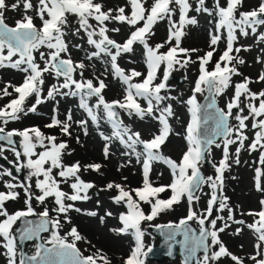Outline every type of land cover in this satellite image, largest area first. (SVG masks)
Here are the masks:
<instances>
[{
  "label": "snow or ice",
  "instance_id": "snow-or-ice-1",
  "mask_svg": "<svg viewBox=\"0 0 264 264\" xmlns=\"http://www.w3.org/2000/svg\"><path fill=\"white\" fill-rule=\"evenodd\" d=\"M244 7L245 0H213L212 7L206 6V0H196L195 6L190 0H152L151 3L148 0H125L123 5L109 4L108 0H37L35 4L33 0H14L9 5L7 0H0V69H14L24 74L22 83L14 85L7 82L0 88V99L9 98L0 106V140L12 145L14 136L22 138L23 156L27 162L20 164L17 170L27 167L30 171L29 180L36 178L34 186L31 183L6 182L4 187L8 191H0V217H3L0 219V238L4 241L0 246L7 250L9 264H16L17 238L13 226L22 219L24 227L19 230L20 240L39 238L40 233L48 232L50 226L53 231L47 241L51 247L40 245L35 255L22 257L19 264H111V260L100 250L91 255L81 252L78 242L91 244V241L73 224L71 215L98 216L97 211L85 212L77 203L91 199L89 191L96 188L94 183L82 179V172L92 171L103 176L101 169L104 165L90 163L82 167L79 161L66 164L63 159L74 151L68 142L75 135L74 127L87 136L90 122L104 142L102 154L105 160L112 158V145L118 142L124 148L121 155L128 159L117 170L132 165L133 157L142 169L140 187L129 188L109 181L98 190L114 191L111 197L113 203L124 204L128 209L127 213L119 215L122 227L110 229L116 235H127L132 230L135 237V247L124 259V264H145V258L152 249L145 250V232L141 224L154 220L161 212L172 209L184 199L189 206L188 215L178 225H168L165 238L170 246L181 244L185 252V264H189L200 251L203 256L197 259V264H223L225 258L231 264H245L243 258L229 251L221 238V233L233 224L241 226L234 230L235 235H239L244 227L253 231L257 240L254 245L257 255L250 259L254 264H264V258H261L264 257V200L260 201V211L244 213L232 207L228 203L229 198L223 195L225 173L230 171L232 164L240 163V151L248 140L246 130L249 126L246 122L249 119L253 120L251 127L257 129L249 150H264V90L255 92L250 87L253 83H264V71L258 74L255 81L244 76L240 66L246 61L239 54L242 51L249 52L251 48L235 46L239 39L237 32L241 37L251 34L256 37L257 43L264 44V32L258 33V27L264 26V0L251 10L245 11ZM9 8L21 11V18L14 25L6 22ZM192 11L216 18V31L210 33L211 50L197 56L196 60L192 59V54L199 49L181 47L186 35L185 29L198 23L194 16L189 15ZM160 22L167 23V37L163 42L152 45L150 40L155 35L154 28ZM223 31L227 33L226 49L210 70L208 66L213 63ZM117 34L123 38L116 39ZM77 38L83 43H73ZM85 44L90 47L86 48ZM137 46H142L144 50L146 74L135 68L125 70L119 63L125 57L129 63H134L131 57L135 55ZM71 49L83 51V58L74 61ZM197 61L199 76L193 95L187 100L191 114L185 137L188 148L180 160L176 161L165 156L162 151L172 134L169 118L174 115L172 104L165 102L175 97L162 92H166L169 75L177 66L186 68ZM96 62H99L103 70L93 78H86L85 71L89 67L97 70ZM256 62L264 64V57L258 56ZM161 65L165 66L163 79L155 83ZM109 74L125 86L123 99L106 100L104 92L108 84L105 79ZM48 77H53L56 83L46 89ZM141 77L143 79L139 82H133ZM233 77H242V80L235 83L234 95L226 107L220 108L217 97L233 85ZM205 91L211 99L201 105L196 94ZM58 97H78L77 107L84 112V118L74 119L72 110L68 109L61 119ZM93 97L95 103L89 104ZM242 97L246 101L243 107ZM29 98L33 101L30 105L26 103ZM49 101L54 102L53 114L44 127L56 129L67 140L61 139L58 142L56 135L45 134L39 127L5 132L10 122L18 121L30 113L38 114L39 106ZM140 101L144 102L143 106ZM245 110L247 115L244 114ZM121 111L129 118L136 117L142 121L147 118L158 122L157 132L150 139H143L139 131L124 123ZM102 119L111 125V134L101 130ZM233 119L236 121L234 126L230 123ZM209 121L214 125L210 130ZM220 138H223V158L215 165V177H205L201 173V165L213 146L221 147V143L217 142ZM75 140L80 143V136L75 135ZM233 144L238 145L234 153L229 151ZM38 147L43 151L37 152ZM4 150L0 147V154ZM15 156L19 160L21 153L16 151ZM154 163L167 165L173 177L170 184L154 186L150 178ZM260 163L264 165V154L260 157ZM54 169L59 170L56 175H53ZM3 175L11 177L13 174L6 171L0 173V176ZM262 176L264 172L257 170L258 191H264L259 179ZM123 179L127 180V177ZM62 184H67L69 191H65ZM204 184L211 187L212 194L208 207L200 212L195 204L199 201L198 190ZM33 187L36 191H33ZM16 188L23 189L26 210L10 214L5 203L19 198L20 192L15 191ZM167 191L172 193L170 198L161 199L160 194ZM50 198L54 204L51 210L54 216L50 217L49 209L45 206L39 214L41 219L38 223L33 224L25 219L36 215L33 200L45 205ZM141 204L151 206L149 214H145ZM214 210L218 213L227 212V216L214 215ZM238 214L255 219L253 223L246 224L244 219L237 218ZM112 215V212L106 211L103 216H99L100 223L103 224L106 217ZM193 220L200 226L198 234L187 226ZM65 224L70 227L62 236L60 230ZM177 236H182L183 240L178 241Z\"/></svg>",
  "mask_w": 264,
  "mask_h": 264
},
{
  "label": "rangeland",
  "instance_id": "rangeland-1",
  "mask_svg": "<svg viewBox=\"0 0 264 264\" xmlns=\"http://www.w3.org/2000/svg\"><path fill=\"white\" fill-rule=\"evenodd\" d=\"M8 4L11 5L14 0H7ZM37 0H33L35 4ZM149 3L152 0H148ZM190 2L195 6L196 0H190ZM223 2V0H222ZM261 0H245V7L243 10H251L255 8ZM109 4H121L125 3V0H108ZM206 6L212 7L213 0H206ZM31 14V13H29ZM190 16H194L198 23L196 25H190L185 29L186 35L184 36L181 47L187 49H199L200 51L192 54V59L196 60L197 56H202L207 51L211 50L209 47L210 41V33H215V25L216 18L213 16H208L206 13H197L192 11L189 13ZM21 18V11L16 10L12 11L11 8L6 12V22L9 25H14V22ZM39 24V21H36ZM94 23V22H93ZM155 35L150 40V44L155 45L157 43L163 42L167 37V23L160 22L155 28ZM251 33V30L249 29ZM264 32V26L258 27V33ZM226 31H223L221 34V40L219 44L216 46V53L213 57V63L209 64V69L214 65V62L219 58V56L226 49ZM237 36L239 37L238 42L235 46H245L251 48V51L244 52L242 51L239 55L243 57L246 63L240 66V70L243 72L244 76L251 77L254 81L257 79L258 74L261 71H264V64L257 63V57H264V44L257 43L256 37L253 35H249L248 37H241L237 32ZM115 38L120 40L123 37L121 35H115ZM83 43L78 38L73 40V43ZM86 48L90 46L85 44ZM43 50V49H42ZM165 49H162V51ZM72 51V59L74 61H79L83 58L84 52L77 49H71ZM38 59V53H37ZM134 63H129L128 58H122L119 63L122 68L125 70L135 68L137 71L142 73H147V67L145 62V54L142 46H137V50L135 55L131 57ZM85 63H89L85 61ZM96 69L93 70L89 67L85 71L86 78H93L100 74V71L103 69L99 62H96ZM165 72V66L161 65V67L157 71V78L155 83H160L163 79V75ZM23 75L20 72H17L14 69H0V88L5 86V83L11 82L14 85H18L23 81ZM172 76L180 78L179 82H175L174 80L167 81L168 88L166 92H162V94H166L170 97H175L174 100L166 101L165 103H171L173 107L174 115L169 118V123L172 127V134L169 136L167 143L164 145L162 151L165 156L171 157L172 159L179 161L182 157V154L187 151L188 144L186 141V128L191 120V114L189 112V106L187 105V100L193 95V89L196 80L199 76V62L191 63L186 68H177L171 72ZM79 78V77H77ZM103 78V77H101ZM143 77L138 78V80L133 81L139 82ZM242 77H233V85L230 86L223 95L217 97V104L220 108H225L227 102L234 95V85L235 83L241 82ZM56 83L53 77H48L45 82V88L51 86V84ZM105 83L108 84V87L105 89L104 95L106 100H121L124 96V88L125 86L117 79H115L111 74L107 76L105 79ZM251 89L255 92L260 90H264V83H253L250 85ZM11 92L12 89L9 88ZM205 92L201 94H196L197 101L199 102L204 96ZM9 98L5 97L4 99H0V106H3ZM59 110H60V118H64V113L66 110L71 109L73 113V118L76 120L84 118L85 114L82 110H80L77 105L79 103L78 97H65L59 98ZM241 106L243 107L246 101L244 98H241ZM32 98H29L27 104H31ZM95 103V97L89 100V104ZM142 106L144 105L143 101H140ZM258 105V101L256 102ZM54 106V102L49 101L45 104L39 106L37 113L38 114H29L27 116L22 117V119L14 122H10L5 127V132L18 130L22 131L25 128L29 127H39L41 131L47 134L44 130V125L47 124L52 116V109ZM235 114V109L233 110ZM245 115H247V110H245ZM121 118L124 123L128 126L132 127L135 131H139L143 139H150L151 136L157 132L159 125L158 122L150 119L139 120L136 117L129 118L125 113L121 111ZM264 118V117H262ZM230 123L234 126L236 121L233 119ZM248 129L246 130V135L248 136V140L244 142V149L240 151L239 160L240 163L232 164L230 171L225 173L224 180V188L223 195L229 198L228 203L237 208L239 211L247 213L249 211L258 212L261 210L260 201L264 200V191L257 190V170L264 172V165L260 163V157L264 154V150L251 151L249 150V145L255 139V132L257 129H253L251 127L253 120L249 119L247 122ZM101 130L105 132V134H111L112 128L111 125L108 124L105 120H101ZM75 135L80 136V143H76L75 135L72 139L68 140L70 144V148L74 149L70 156H64V163L70 164L75 161H79L81 165H86L90 163H102L104 167L101 171L104 173L103 176L92 172L85 171L82 173V179L87 182H92L96 185V188L89 191V196L91 199L78 202L77 206L82 208L85 212L88 211H97V217H91L84 214L72 213L73 224L78 228L80 233L87 238V240L91 241V244H86V246L81 242H78L77 245L82 246L83 250L90 252L89 254L95 253L97 250H100L103 254H105L110 260L111 264H124V259H126L130 254L133 248L135 247V237L132 234V230H129V234L127 235H116L110 229L120 228L122 227L119 221V215L121 213H127L128 209L124 204H115L113 203L111 197L115 194V192H98L100 188H103L105 184L109 181H115L117 183L124 184L129 188H136L142 186V169L141 166L136 164L135 158L133 157V163L130 166L124 167L119 171L118 166L121 163H124L128 157L122 156L121 153L124 151L123 146H121L118 142H114L112 145L111 151L114 153L111 159L105 160L102 154L104 142L101 140L99 135L95 130V126L89 123V132L88 135L85 136L83 132L75 128L73 129ZM54 133L56 136L61 139L67 140V137L61 136V134L55 130ZM15 138L20 142V151L21 157L18 160L15 156V152L17 151L15 148L11 146H7L3 143H0V147L5 150L0 154V156H4L10 162L15 165L26 164L27 158L23 156V148L21 144V137L15 136ZM221 143V147L217 148L215 146L212 147L210 154L207 155L206 159L209 161L210 166H207L202 163L201 170L205 177H215V165H218L219 162L223 158V139H219L217 141ZM238 147L237 144H233L230 146L229 151L234 153L235 149ZM37 152L43 151L41 148L36 149ZM35 159V157H33ZM231 162V161H230ZM24 170V178L20 179L15 175L11 177L7 175L0 176V191H8L4 185L6 182H14V183H23L27 185L28 183L35 185V177H32L29 180L30 171L27 167L22 168ZM9 171L7 166L0 160V173ZM58 169L53 170V175H56ZM123 177H127V180H124ZM15 178V179H14ZM151 180L154 186L167 185L170 184L173 180L170 169L167 165L163 163H154L152 166L151 172ZM260 184L264 186V176L260 177ZM61 187L65 191H69L67 184H62ZM15 191L20 192L19 198L13 200L12 204L9 202L5 203L6 209L10 214H14L17 211L26 210V204L24 200L23 189L16 188ZM33 191H36L33 187ZM165 196L162 199H168L171 196V192H165ZM212 189L208 184H204L198 190L199 201L195 204V208L203 212L207 207L209 200L211 198ZM97 202H99V206H97ZM32 206L36 215L40 214L43 208L46 206L49 209L50 217L54 216L51 210L54 207L52 199L50 198L46 201L45 205H41L37 203L35 200L32 202ZM142 207V204H141ZM188 204L186 199L182 200L179 204L174 205L172 209L161 212L155 219L159 220L160 223H163L164 220H182L185 219L188 215ZM147 213L149 214L151 210L150 205H146ZM106 211L112 212L111 217H106L103 224L99 221V216H103ZM224 215L227 216V212L218 213L214 210V215ZM33 215V216H36ZM238 219H244L246 224H251L254 221V217L251 216H239ZM3 219V217H0ZM196 228H199V224L193 220L190 221ZM17 225L13 226V231L15 230ZM155 225V224H154ZM153 225V226H154ZM152 226V222L145 221L141 224L142 230H144L145 235L143 238V243L145 246V250L150 248L152 245L157 243V238L150 232V227ZM219 226V222H218ZM69 225H64L60 230V235H65L69 230ZM237 227H241L239 225L233 224L231 228L227 229L224 233H221V238L224 241L225 245L228 247L229 251L233 254L244 259L245 264H254V261L250 259V257L257 255L256 249L254 247L256 240V235L252 230L244 227L243 231L240 232L239 235L234 234V230ZM52 228L50 232L43 233L41 235L42 241L47 244V241L51 238ZM4 243L3 238H0V245ZM94 245V247H93ZM80 248V247H79ZM26 252L28 254H34L36 251V246L34 242H29L26 245ZM81 250V248H80ZM16 264H19V251L16 248ZM7 250L0 246V264H9V257L6 254ZM83 253V251L81 250ZM84 254V253H83ZM85 255V254H84ZM200 258H202L200 256ZM264 258V257H261ZM145 264H182L179 258L174 259L173 261L164 260L162 262H154L152 260H148L145 258ZM223 264H231V261L225 258L223 260Z\"/></svg>",
  "mask_w": 264,
  "mask_h": 264
},
{
  "label": "water",
  "instance_id": "water-1",
  "mask_svg": "<svg viewBox=\"0 0 264 264\" xmlns=\"http://www.w3.org/2000/svg\"><path fill=\"white\" fill-rule=\"evenodd\" d=\"M170 80H174L175 82H179L180 78L178 77H174L172 75H169V78H168V81ZM207 98V99H206ZM211 99V96H209V93L207 91H205V94L204 96L202 97V99L199 101V103L201 105H205L207 104ZM218 105V104H217ZM219 107V106H218ZM214 127V125H212V122L209 121V125H208V128L209 130ZM14 143L12 145H9L7 143V141H4V140H0V143H3L7 146H11L13 148H15L17 151H20V142L15 138V136L12 138ZM220 139H223V138H220ZM0 160L7 166L8 170L12 172L13 175L17 176L18 178L20 179H23L24 178V170L23 169H20L19 171L17 170L18 168V165H15L14 163L10 162L9 160L5 159L4 156H0ZM203 163L207 166H210V163L207 159H205L203 161ZM201 173L202 175L204 176L202 170H201ZM11 204L13 202V200L10 201ZM26 220H29V221H32L33 224L35 223H38L39 220L41 219L40 215H36V216H30V217H27L25 218ZM180 223V222H179ZM179 223L175 224V223H170V224H162V225H156V226H152L150 228V232L157 238L158 242L151 246L150 248L152 249L151 252L148 253L146 259L148 260H152L154 262H162L164 260H169V261H173L174 259L176 258H179L182 262V264H185V252L181 246L180 243H176V244H173V245H169V243L166 242V238H165V234L167 233L168 231V228L167 226L168 225H178ZM188 227L192 228L193 230H195L197 232V234L199 233V228H196L193 224H191V222L189 221L188 222ZM24 227V219L20 220V221H17V225H16V228L14 230V234L16 235V245H17V248L19 249V255H20V259L22 257H30V256H33L37 253V251L39 250V246L40 245H44L46 247H51L50 244H45L42 239H41V235L43 233H47V232H42L40 233V236L39 238H36V239H32V240H20L19 239V230L21 228ZM51 230V226L49 228V231L50 232ZM178 241H182L183 240V237L182 236H177L176 238ZM29 242H34L35 243V246H36V251L34 254H28L26 252V245L29 243ZM171 252V254H170ZM199 256H203V252L200 251L197 253V256L192 258L190 261H189V264H197V259L199 258Z\"/></svg>",
  "mask_w": 264,
  "mask_h": 264
},
{
  "label": "trees",
  "instance_id": "trees-1",
  "mask_svg": "<svg viewBox=\"0 0 264 264\" xmlns=\"http://www.w3.org/2000/svg\"><path fill=\"white\" fill-rule=\"evenodd\" d=\"M56 129H45L44 131L47 133V134H52V135H56L55 133H54V131H55ZM59 139V138H58ZM82 167L84 166V164L83 165H81ZM83 174H84V172H82ZM165 192L164 193H161L160 194V198L162 199V198H164V197H166L165 196ZM9 202H7V204H8ZM146 205L147 204H142V209H143V211L145 212V213H147V210H146ZM179 220H169V219H166V220H164V222L163 223H176V222H178ZM152 222V225H154V224H158L160 221L159 220H157V219H154V220H152L151 221ZM85 246H86V244L84 243V242H82ZM78 247H80L81 248V250L83 251V253L85 254V255H90L89 253L90 252H87L86 250H83V248H82V246L80 245V243H79V245H77Z\"/></svg>",
  "mask_w": 264,
  "mask_h": 264
}]
</instances>
